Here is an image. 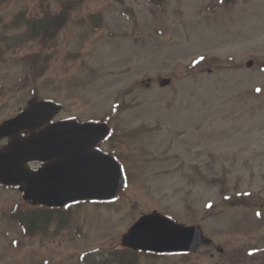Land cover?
Segmentation results:
<instances>
[{
    "label": "rangeland",
    "instance_id": "rangeland-1",
    "mask_svg": "<svg viewBox=\"0 0 264 264\" xmlns=\"http://www.w3.org/2000/svg\"><path fill=\"white\" fill-rule=\"evenodd\" d=\"M21 13L57 26L31 36ZM34 98L62 104L56 119L109 122L103 147L128 185L37 234L13 213L32 210L19 189L0 185V264L103 261L153 210L212 241L139 264H264V0H0V124Z\"/></svg>",
    "mask_w": 264,
    "mask_h": 264
},
{
    "label": "water",
    "instance_id": "water-1",
    "mask_svg": "<svg viewBox=\"0 0 264 264\" xmlns=\"http://www.w3.org/2000/svg\"><path fill=\"white\" fill-rule=\"evenodd\" d=\"M171 82L160 80L162 86ZM61 108L52 101L32 99L0 125V138H10L0 148V182L19 186L24 199L35 205L115 198L124 186L122 169L95 149L109 134V126L75 119L54 122ZM34 161L43 166L33 170L29 163ZM211 241L200 226L176 223L157 211L143 215L123 237L126 247L157 252L192 251Z\"/></svg>",
    "mask_w": 264,
    "mask_h": 264
},
{
    "label": "trees",
    "instance_id": "trees-1",
    "mask_svg": "<svg viewBox=\"0 0 264 264\" xmlns=\"http://www.w3.org/2000/svg\"><path fill=\"white\" fill-rule=\"evenodd\" d=\"M61 17H62V19H61V23H62L63 19L68 18L66 11L63 12V14H61ZM14 19L15 20L13 21V24H16V25L22 24L23 26H26L27 30L29 31L31 36L37 35L38 33H41V32H46L47 28L49 27L48 26V23H49L48 20H51L47 16L45 18L46 20H42V19L36 18V17L27 18L25 13H21V14L17 15ZM55 20L60 21V16L58 15L55 18ZM51 21H53V20H51ZM65 21H63V23ZM53 23L56 24L57 22L53 21ZM56 26H57V24L54 25V27H56ZM37 37H39V36H37ZM20 208H21V206H20ZM20 208L16 207L13 210V213H14L15 217L21 221L23 229L24 230L27 229L28 231H31L33 234H37L35 232H37L41 229H44L47 226V225H42V227H40L41 225H39V227L37 228L38 220L40 218H43L48 223H50L58 215L69 214V212H67V211L65 212L62 209H53V208H45V207H36L35 208L34 207L32 210H30L28 212V211H24ZM22 218H24V219L22 220ZM137 258H138L137 254L132 252V251L118 250V251H111L109 253V256L103 258V261L96 262L95 264H139V260ZM88 263L93 264L91 261H89Z\"/></svg>",
    "mask_w": 264,
    "mask_h": 264
},
{
    "label": "flooded vegetation",
    "instance_id": "flooded-vegetation-1",
    "mask_svg": "<svg viewBox=\"0 0 264 264\" xmlns=\"http://www.w3.org/2000/svg\"><path fill=\"white\" fill-rule=\"evenodd\" d=\"M106 140H107V141H106L105 143H107V144L111 143V141H110L108 138H107ZM102 149H103V148H102ZM107 152H110L114 157H116V156L112 153V151L107 150ZM116 158H117V157H116ZM253 248H256V247H252V250H253L252 254L258 256V255H259V250H257V249H253ZM218 251H219L220 253H222V254L225 252L224 249H223L222 247L218 248ZM155 256H156V255H155ZM161 259H165V258H162V257H161Z\"/></svg>",
    "mask_w": 264,
    "mask_h": 264
},
{
    "label": "bare ground",
    "instance_id": "bare-ground-1",
    "mask_svg": "<svg viewBox=\"0 0 264 264\" xmlns=\"http://www.w3.org/2000/svg\"><path fill=\"white\" fill-rule=\"evenodd\" d=\"M68 211H70V210H68ZM44 233H45L44 231L41 232V234H44Z\"/></svg>",
    "mask_w": 264,
    "mask_h": 264
}]
</instances>
